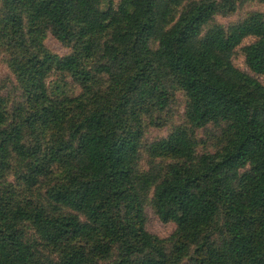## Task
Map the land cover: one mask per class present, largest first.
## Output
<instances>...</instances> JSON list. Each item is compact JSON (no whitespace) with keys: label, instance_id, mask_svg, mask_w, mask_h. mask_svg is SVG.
Returning a JSON list of instances; mask_svg holds the SVG:
<instances>
[{"label":"trees","instance_id":"trees-1","mask_svg":"<svg viewBox=\"0 0 264 264\" xmlns=\"http://www.w3.org/2000/svg\"><path fill=\"white\" fill-rule=\"evenodd\" d=\"M237 4L0 0L20 94L14 109L0 97V176L15 161L41 183L34 201L0 195V264H264V15L215 23ZM47 34L72 53L46 51ZM54 72L83 93L53 96ZM173 90L185 123L144 145ZM209 127L215 151L197 154ZM147 206L169 238L147 230Z\"/></svg>","mask_w":264,"mask_h":264},{"label":"rangeland","instance_id":"rangeland-1","mask_svg":"<svg viewBox=\"0 0 264 264\" xmlns=\"http://www.w3.org/2000/svg\"><path fill=\"white\" fill-rule=\"evenodd\" d=\"M111 1L115 6L120 2V0ZM252 12H259L264 15V0H238L236 12L229 17H217L215 23L223 28H227L228 26L243 20ZM2 17L0 6V20ZM250 42L251 41L248 40L243 45H247ZM42 44L46 51L55 54L60 58L66 57L72 53L71 49L63 47L49 34H47ZM14 46L15 45H13V48ZM9 47L6 39H0V97L6 100L8 109L12 106L14 109L15 104L19 102L20 94L18 90V80L13 72L11 64L12 57H10V54L13 50L12 47ZM233 62L235 66L242 71H247L241 49L237 50ZM46 82L47 87L49 88V91L53 93V96L76 97L83 93L82 85L78 84L77 81H74L72 77L62 76L57 72L51 73ZM262 82L264 83V78H262ZM104 87H106V85L104 84L103 79H97L95 83L92 82V88ZM170 96H172V101L169 108L162 114H154V124H151L150 118L144 119V145L166 138L175 128L180 127L185 123V97L183 93L173 90L170 92ZM196 138L199 142L196 150L197 154L215 151V144L218 138V132L216 130L209 127L207 132L197 131ZM148 164L149 158L146 154L142 153V160L140 162L141 169L146 170ZM17 170H19L17 164L15 161H12L11 169L0 176V195L8 196L10 194L8 193V190L10 189L13 192V198L16 200H36L39 195L38 189L41 183L39 182L34 186L24 184L19 178H17ZM47 182V180L43 181L41 192H43ZM145 214L147 217V230L151 234L162 239H167L174 233L175 226L171 223L163 224L160 222L149 206L146 207Z\"/></svg>","mask_w":264,"mask_h":264}]
</instances>
